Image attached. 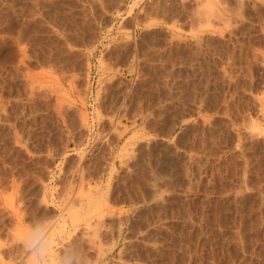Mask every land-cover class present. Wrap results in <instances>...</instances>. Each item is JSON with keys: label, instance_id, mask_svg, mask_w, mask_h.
Instances as JSON below:
<instances>
[{"label": "rangeland", "instance_id": "rangeland-1", "mask_svg": "<svg viewBox=\"0 0 264 264\" xmlns=\"http://www.w3.org/2000/svg\"><path fill=\"white\" fill-rule=\"evenodd\" d=\"M33 215L104 264H264V0H0V264Z\"/></svg>", "mask_w": 264, "mask_h": 264}, {"label": "clouds", "instance_id": "clouds-1", "mask_svg": "<svg viewBox=\"0 0 264 264\" xmlns=\"http://www.w3.org/2000/svg\"><path fill=\"white\" fill-rule=\"evenodd\" d=\"M54 226L47 215L26 220L20 237L21 264H104L101 257L90 253L82 233L54 235Z\"/></svg>", "mask_w": 264, "mask_h": 264}, {"label": "bare ground", "instance_id": "bare-ground-1", "mask_svg": "<svg viewBox=\"0 0 264 264\" xmlns=\"http://www.w3.org/2000/svg\"><path fill=\"white\" fill-rule=\"evenodd\" d=\"M146 32V31H145ZM148 34V33H147Z\"/></svg>", "mask_w": 264, "mask_h": 264}]
</instances>
